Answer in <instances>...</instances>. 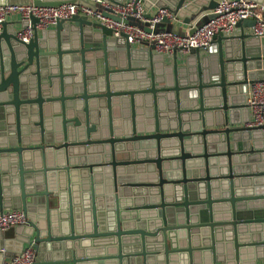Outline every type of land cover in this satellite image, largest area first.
<instances>
[{
	"label": "water",
	"instance_id": "95a60500",
	"mask_svg": "<svg viewBox=\"0 0 264 264\" xmlns=\"http://www.w3.org/2000/svg\"><path fill=\"white\" fill-rule=\"evenodd\" d=\"M141 2L173 11L189 36L216 4ZM166 24L180 35L166 19L156 28ZM17 26L0 32V212L22 210L28 223L0 230V264L26 246L34 264H264V133L244 127L264 39L218 34L167 64L154 45L133 47L84 17L34 29L27 43Z\"/></svg>",
	"mask_w": 264,
	"mask_h": 264
},
{
	"label": "built area",
	"instance_id": "2783aa9c",
	"mask_svg": "<svg viewBox=\"0 0 264 264\" xmlns=\"http://www.w3.org/2000/svg\"><path fill=\"white\" fill-rule=\"evenodd\" d=\"M95 11L76 5H63L58 8H38L27 6L0 7V32L2 23L12 16L23 26L16 31L15 38L27 43L38 32L53 28L58 21L68 22L74 16L87 18L89 21L100 23L113 31V37L126 35L128 43L141 46L144 43L154 45L153 54L158 57L171 58L175 53L179 58L188 55L191 49L202 51L212 44L213 38L221 34L224 37L235 36L236 24L243 20H254L249 34L258 39H264V6L253 0H217L211 11L212 17L207 23L199 27L192 36L178 35L169 30L157 31L156 26L164 19L170 24H177L173 11L168 8H157L147 11L141 0H126L121 5L111 7L103 0H95ZM102 12L112 13L121 20L133 19L142 26H147L149 33L133 25H125L101 16ZM150 16L146 18V16ZM32 19L37 20L36 24ZM245 105L249 111V121L244 125L248 129H258L264 133V81H256L248 86ZM28 223L26 214L22 210H7L0 212V230L24 226ZM35 251L31 246L24 248L22 253L6 259L2 264H34Z\"/></svg>",
	"mask_w": 264,
	"mask_h": 264
},
{
	"label": "crops",
	"instance_id": "0c3cea01",
	"mask_svg": "<svg viewBox=\"0 0 264 264\" xmlns=\"http://www.w3.org/2000/svg\"><path fill=\"white\" fill-rule=\"evenodd\" d=\"M254 1H256V2H261L262 0H254ZM217 2V0H214V3H216ZM214 5V4H213ZM212 5V6H213ZM147 10V9H146ZM154 10H156V8L153 6L150 10H147V11H154ZM212 17V14H210L207 18H211ZM17 16H12V17H10L8 20H7V22H18L17 21ZM175 25H177V26H179V34L180 35H185V34H187V30H188V28H187V26H185V25H183V24H181V22H179V23H177V24H175ZM169 27H170V25H165V26H163V28H161L162 30H167V29H169ZM17 30L19 29V27L17 26V28H16ZM182 30H186L185 32V34H184V32L182 31ZM241 33H244V34H249V29H246V28H236V30H235V35H240ZM137 47H139V46H137ZM156 59H162V60H164L167 64H170L171 63V61H172V58H169V57H158V56H156L155 57ZM179 61H183L184 59H182V58H179L178 59ZM242 118H243V116H242V114L241 113H239L238 115H237V120L238 121H242ZM27 247V246H26ZM36 254V253H35Z\"/></svg>",
	"mask_w": 264,
	"mask_h": 264
},
{
	"label": "rangeland",
	"instance_id": "374dc122",
	"mask_svg": "<svg viewBox=\"0 0 264 264\" xmlns=\"http://www.w3.org/2000/svg\"><path fill=\"white\" fill-rule=\"evenodd\" d=\"M157 31H162V29H160V28H157Z\"/></svg>",
	"mask_w": 264,
	"mask_h": 264
},
{
	"label": "bare ground",
	"instance_id": "6f19581e",
	"mask_svg": "<svg viewBox=\"0 0 264 264\" xmlns=\"http://www.w3.org/2000/svg\"><path fill=\"white\" fill-rule=\"evenodd\" d=\"M246 106V105H245ZM247 107V106H246Z\"/></svg>",
	"mask_w": 264,
	"mask_h": 264
},
{
	"label": "flooded vegetation",
	"instance_id": "af4514ba",
	"mask_svg": "<svg viewBox=\"0 0 264 264\" xmlns=\"http://www.w3.org/2000/svg\"><path fill=\"white\" fill-rule=\"evenodd\" d=\"M248 109V108H247Z\"/></svg>",
	"mask_w": 264,
	"mask_h": 264
}]
</instances>
